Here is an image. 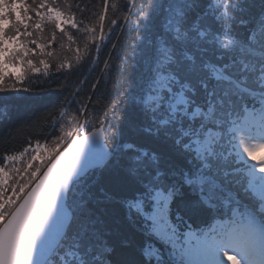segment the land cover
Wrapping results in <instances>:
<instances>
[{"label":"snow or ice","instance_id":"1","mask_svg":"<svg viewBox=\"0 0 264 264\" xmlns=\"http://www.w3.org/2000/svg\"><path fill=\"white\" fill-rule=\"evenodd\" d=\"M161 7H141L137 27ZM108 9L105 0L97 25L83 27L89 40L95 41L98 29L99 39H105ZM29 11L38 18V29L45 20L61 33L64 24L78 29L74 15L62 20L61 8L44 0L36 8L24 0H0V85L6 63L19 60L40 71L32 59L24 60L35 49L18 43L21 36H32ZM166 12V32L153 54L151 75L141 85L140 101L149 119L145 132L169 145L170 154L150 155L135 143H113L110 151L109 141L119 133L105 126L107 112L82 121L72 116L74 131L71 124L61 127L63 134L51 146L37 141L27 166L13 169L19 179L11 195L5 194L10 177L0 166V264H112L106 227L91 206L95 179L89 169L113 155L123 160L134 185L121 203L168 249L147 243L148 264H264V156L256 155L264 150V0H171ZM31 43L43 53L45 45ZM75 51L79 62L83 54L79 47ZM28 151L5 159H22ZM34 161L40 162L35 168ZM186 188L197 199L185 207L212 214L204 228L192 230L178 212L173 221V205ZM105 199L112 197L105 193Z\"/></svg>","mask_w":264,"mask_h":264},{"label":"trees","instance_id":"2","mask_svg":"<svg viewBox=\"0 0 264 264\" xmlns=\"http://www.w3.org/2000/svg\"><path fill=\"white\" fill-rule=\"evenodd\" d=\"M39 1L24 0V3L29 8H36ZM143 1L133 0L129 3V0H108L103 35L110 34L100 40L98 29L93 42L88 39L90 34L84 33L82 29L85 25H97L105 0H56L55 6L64 12L63 17L67 19L68 15H74L80 30L67 26L65 32L61 33L55 27L50 28L53 23H44L33 37L38 44L45 45L43 53L38 50L40 56L32 57L40 71L31 69L23 79L0 85V166L6 167V156L18 155L25 148L31 150L36 147L37 141L43 145L61 135L58 125L63 116L61 113L80 117L84 109H89L93 118L108 113L105 126H114L119 133L115 141H109L110 149L113 143L121 146L135 143L150 155L162 153L167 157L170 154L169 145L144 130L149 119L142 114L141 85L151 75V71L147 70L143 75L140 40L145 22L139 27L135 23L141 7L146 10ZM256 2L258 4L259 0ZM112 4L117 7L112 8ZM21 12L23 14V9ZM111 19H116L117 24L111 25ZM157 28L155 40L166 32L163 21L157 23ZM53 33L55 40H52ZM65 33H70L74 40L69 41ZM85 45L87 53L84 51ZM77 47L83 54L79 62L75 59ZM33 49H36V45ZM42 60L50 65L47 70L40 63ZM60 63L66 66L59 68ZM69 63L71 68L67 67ZM260 154L264 155V150ZM123 163L119 156L113 155L102 168L89 173L95 179L91 206L106 227L105 239L109 247L113 248L110 255L112 264H148L143 256V248L147 243L151 242L165 253L168 249L162 241L151 237L147 225H142L121 203L134 190ZM174 175L179 178L178 173ZM105 193L112 199L106 200ZM6 195H11V187L7 188ZM196 199L197 194L186 188L183 199H178L173 205V221L176 222L178 212L191 229L204 228L212 214L185 207L186 203Z\"/></svg>","mask_w":264,"mask_h":264},{"label":"rangeland","instance_id":"3","mask_svg":"<svg viewBox=\"0 0 264 264\" xmlns=\"http://www.w3.org/2000/svg\"><path fill=\"white\" fill-rule=\"evenodd\" d=\"M41 1H39L40 3ZM45 3L48 4H53V6H55V2L56 0H44ZM143 2L146 3V10H148V5L149 4H159L162 7L161 8H157L155 10V14L152 16V19L150 21H144L145 26L143 28L144 34L143 37L141 38V46H142V50H141V56H142V68H143V75H145L147 73V70H151L152 66H153V54L155 52V50L159 47L160 42H161V38L162 37H157V39L155 40L156 37V33H157V23L161 24L162 21L164 22V24L166 25V20L165 17L167 15L166 9H167V5L168 3L171 2V0H144ZM43 11V10H42ZM30 16H32V20L28 21L29 27L27 29V31L32 32V36L31 37H27V36H21L18 43H23L26 44L29 48H33L35 47L34 44L31 43L32 40H34V36L36 33L39 32L40 29L43 28V24L44 23H51L48 22L47 20H45L42 24L41 27L38 29L35 27V23L37 22V17L35 16V13L33 12H29L28 13ZM62 20H66V18L62 17ZM59 23V21L57 22ZM64 28L67 26H70V24H64L62 25ZM55 27V25H51L50 28ZM56 28V27H55ZM22 31H24V29H21ZM6 32L9 36H11L12 34H14V30L10 27V26H6ZM109 32L106 34L105 37L109 36ZM38 44V43H37ZM15 46H12L10 48V50L8 52L5 53V57L4 59L7 61L11 55H12V51L14 50ZM38 50L39 48L36 47L35 49V54L34 53H29L28 56L24 57V60L27 61L28 59H32L33 61V56H40L38 55ZM36 66V64H35ZM5 68V76H4V82H9L11 80L17 79L18 76L20 77H25L31 70V68L26 64H21L19 60H16L14 64L12 63H6L4 65ZM18 80V79H17ZM89 109H87L86 112H84L83 115H81L80 117H78L79 120H83L85 118V116H88L89 118H93L92 113L88 111ZM66 113V112H65ZM67 115H63L62 118L60 119L58 125L60 126V134L62 135L63 133L61 132V127L68 129L70 124H71V117L72 115L69 113H66ZM77 127V125L71 124V130H75V128ZM68 139H71V137H69ZM68 139H66L65 141V145L68 142ZM54 140L46 143L47 145L51 146L53 144ZM45 144L41 145L42 147ZM33 149H35V147L31 148V150H29L25 156L22 159L16 160V161H7L5 170L8 173V176L10 177L7 181L6 184V188H10L13 183L19 179V177L13 172L14 168H20L23 169L24 167L27 166V162L29 160V158L31 157V155H34L35 153L33 152ZM62 149H63V145H62ZM61 149V150H62ZM262 151V150H261ZM261 151L257 152L256 155L257 157L260 156H264L261 155ZM40 162L39 161H34L33 162V168L36 167V165H38ZM7 194V191L6 193ZM187 230V229H186ZM193 230V229H192Z\"/></svg>","mask_w":264,"mask_h":264},{"label":"water","instance_id":"4","mask_svg":"<svg viewBox=\"0 0 264 264\" xmlns=\"http://www.w3.org/2000/svg\"><path fill=\"white\" fill-rule=\"evenodd\" d=\"M108 148H109V150L111 151L109 145H108ZM108 160H109V159H108ZM108 160H107V161H108ZM107 161H106V162H107ZM106 162H105L103 165H100V166H98V167H94V168H92V169H89V173H90L91 171L96 170V169H100V168H102V167L106 164Z\"/></svg>","mask_w":264,"mask_h":264}]
</instances>
